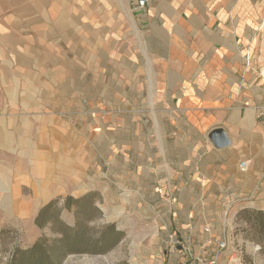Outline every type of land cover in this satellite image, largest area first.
Instances as JSON below:
<instances>
[{"label":"rangeland","instance_id":"rangeland-1","mask_svg":"<svg viewBox=\"0 0 264 264\" xmlns=\"http://www.w3.org/2000/svg\"><path fill=\"white\" fill-rule=\"evenodd\" d=\"M136 1L0 0V264H15L17 252L36 242L53 257L77 250L62 264H168L182 239L166 226L184 214H195L201 233L208 229L216 243L225 241L222 252L234 264H264V209L257 204L264 191L220 204H178L174 189L165 194L164 175L157 188L151 169H139L145 125L131 133L136 110H120L126 100L135 106L137 95L101 93V47L129 29ZM257 23L251 28L262 39ZM45 34L46 45L37 40ZM112 225L122 240L100 253L107 247L96 241ZM38 259L24 255L19 264Z\"/></svg>","mask_w":264,"mask_h":264},{"label":"crops","instance_id":"crops-1","mask_svg":"<svg viewBox=\"0 0 264 264\" xmlns=\"http://www.w3.org/2000/svg\"><path fill=\"white\" fill-rule=\"evenodd\" d=\"M190 3L161 0L152 6L149 0L143 12L132 11L129 29L115 34L110 48L101 47V93L113 89L137 95L135 106L121 101L120 110H136L131 133L145 125L146 161L139 169H151L155 187L163 186L159 176L164 175L169 183L165 194L171 196L174 189L178 204H220L264 191V119L258 114L264 104L258 71L264 65V1ZM256 21L262 39L251 28ZM38 38L47 44L48 36ZM2 78H8L5 69ZM114 118L125 132L121 113ZM106 124L102 116L101 128ZM220 128L230 140L228 147L216 148L209 139ZM132 150L134 158L139 150ZM242 162L248 163L246 171ZM171 199H164L166 206ZM257 204L264 209V192ZM179 218L166 226L182 239L171 247L168 264H191L192 253L203 264L220 253L218 237L212 238L208 229L201 233L195 214ZM229 255L219 254V263L234 264Z\"/></svg>","mask_w":264,"mask_h":264},{"label":"trees","instance_id":"trees-1","mask_svg":"<svg viewBox=\"0 0 264 264\" xmlns=\"http://www.w3.org/2000/svg\"><path fill=\"white\" fill-rule=\"evenodd\" d=\"M52 208V204L45 207L39 214L38 219L40 216L46 212H48ZM264 216V215H263ZM37 219V221H38ZM55 222L54 217L52 219L46 220V223ZM111 239L110 242L112 244L109 246V243L107 240ZM122 240V234L116 230V228L112 225L105 229V231L101 234V236L97 239L96 243L106 246L107 248L100 251V253H106L114 248L120 241ZM66 242V236L62 237V239L57 242L60 244H63ZM108 243V244H107ZM77 250H69V251H62L60 255L53 257V254L48 256L50 253H48V250L45 249L43 242H36L27 252L23 253V251H18L15 259V264L20 263V259L24 255H31L36 257L38 255V258L41 259V264H62L64 258L71 254L76 252ZM38 259V260H39Z\"/></svg>","mask_w":264,"mask_h":264},{"label":"built area","instance_id":"built-area-1","mask_svg":"<svg viewBox=\"0 0 264 264\" xmlns=\"http://www.w3.org/2000/svg\"><path fill=\"white\" fill-rule=\"evenodd\" d=\"M148 3H149V0H138L136 3L133 4L132 9H133V11H134L135 13H141V12H143L144 9L147 7ZM246 61H247V64H250V63H251V59H250V57H247V58H246ZM258 71H259V75H260V77H261L262 80L264 81V65H262V64L259 65V67H258ZM258 114H259V116H260L261 118L264 119V104L258 109ZM247 167H248V163H247V162H242V163L240 164V168H241V170H243V171H246V170H247ZM226 247H227V244H226L225 241H221V242H219V243H218V249H219V252H220V253H218V255L221 254L222 251L226 249ZM218 255L215 256L211 261H209V262H207V263H203V264H220V263H219ZM234 258H235L234 256H231V257H230V260H231V261H234Z\"/></svg>","mask_w":264,"mask_h":264},{"label":"water","instance_id":"water-1","mask_svg":"<svg viewBox=\"0 0 264 264\" xmlns=\"http://www.w3.org/2000/svg\"><path fill=\"white\" fill-rule=\"evenodd\" d=\"M210 141L216 148H225L230 145V140L223 129H216L210 133Z\"/></svg>","mask_w":264,"mask_h":264}]
</instances>
